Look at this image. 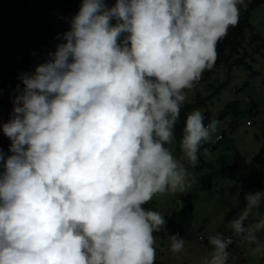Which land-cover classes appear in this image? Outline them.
I'll return each instance as SVG.
<instances>
[{"label": "rangeland", "instance_id": "1", "mask_svg": "<svg viewBox=\"0 0 264 264\" xmlns=\"http://www.w3.org/2000/svg\"><path fill=\"white\" fill-rule=\"evenodd\" d=\"M119 1L77 0L75 7L104 13L96 17L100 39L116 27L126 33L143 30L158 18L155 34L167 54L176 23L166 20L162 9L129 18ZM231 2L215 3L205 15L211 33L219 19H238L229 12ZM24 14L36 27L29 38L48 32L53 13L38 0H30ZM7 21L0 16V31ZM250 22L253 29L247 30L243 44L248 64L233 67L228 85L218 90L233 59L218 66L207 83L171 103L175 108L195 102L198 95L217 89L192 116L207 110L221 116L231 101L238 102L240 115L228 112L208 128L199 127L190 138L160 146L142 167L143 180L126 184L143 203L149 222L127 226L121 210L103 216L94 226L107 241L91 264H206L224 246L229 250L218 264H264V186L248 188L223 173L237 153L250 160L264 143V43H251L254 34L264 38V4L252 10ZM67 38L74 54L50 48L39 55L37 69L11 67L0 76V98L5 88L20 102L17 111L9 108L10 102H0L1 144L23 128L62 122L67 127L53 136H17L12 147L0 153V264L81 262L92 238L91 218L107 190L133 162L152 99L183 81L197 54L193 48L185 49V60L172 70L155 73L145 92L128 82V87L101 101V95L118 81L96 58L73 83V73L97 49L86 57L88 51L77 47L75 36ZM107 63L113 66L112 60ZM24 75L27 80L22 85ZM71 85L69 105L58 108L54 98ZM172 222L180 225L182 237L174 236Z\"/></svg>", "mask_w": 264, "mask_h": 264}, {"label": "trees", "instance_id": "2", "mask_svg": "<svg viewBox=\"0 0 264 264\" xmlns=\"http://www.w3.org/2000/svg\"><path fill=\"white\" fill-rule=\"evenodd\" d=\"M30 0H0V16L8 19L6 25L0 31V76L11 67H25L26 72L38 68V57L50 48L59 49L61 53L74 54L75 47L70 43L67 36H75L77 47L87 50L88 57L94 50L100 49L108 55L119 51L129 41H138L143 37L145 42H163L155 34V26L159 23L158 18L152 19L144 28L143 35L137 28L125 35H116L112 32L103 39L97 35L96 17L102 15L97 8L88 11H78L75 7L77 0H38L39 3L53 13L52 24L48 32L29 38L36 27L30 24L29 17H24L27 5ZM227 0H134L132 2L119 1V4L126 9L129 18L147 10L162 9L166 20L176 23L173 35L169 39L168 52L164 61L156 63L155 73L164 70H172L185 60V49L193 48L195 55L192 69L186 78L180 83L162 89L152 99L150 115L140 133V143L135 150L134 160L117 177L116 182L107 190L101 205L91 218L92 238L87 245L85 257L79 264H91L97 253L102 254V248L107 241L97 233L94 223H97L103 216L114 211H123L124 223L127 226L135 224H147V214L143 203L132 192L126 189L133 180L141 182L144 175L141 173L149 160V157L157 152L162 145L179 142L193 136L199 127L206 124L220 121L226 113L234 112L235 116L240 115V108L237 101L229 102L222 111L221 116H216L212 111L207 110L199 117L192 116V112L200 105L206 104L215 94V89L207 96L198 95L195 102H185L175 108L172 102L179 98L186 91L207 83L214 70L231 59L227 65V79L223 81L218 90L226 87L231 79L234 66L248 64V54L244 47L246 32L253 29L250 22V14L257 6L264 4V0H232L229 12L237 20L227 21L219 19L215 29L211 33L205 25V15L215 8V3H224ZM106 12L113 16L114 13ZM262 41L264 38L254 34L251 43ZM240 49L243 54L239 55ZM247 54V55H246ZM18 58H21L19 61ZM27 78L22 76L21 84H25ZM131 79L118 81L115 88L105 91L101 95V101L112 93L118 92L123 87H128ZM151 81L144 86L138 85L143 92L147 91ZM2 102H11L20 107L18 95L8 89H3ZM32 100V99H31ZM65 123H47L30 130L23 128L16 131L11 140L0 143V153L12 147L17 136L27 134L31 137L40 138L43 134L53 136L66 129ZM196 143L203 144L200 140ZM204 145V144H203ZM226 177L252 186H264V143L260 151L250 160L237 153L232 164L223 169ZM127 184V185H126ZM172 227L180 230V225L171 223ZM155 230H161L155 228ZM106 253L110 249L105 247ZM229 247L217 249L215 254L206 264H218L225 256Z\"/></svg>", "mask_w": 264, "mask_h": 264}, {"label": "built area", "instance_id": "3", "mask_svg": "<svg viewBox=\"0 0 264 264\" xmlns=\"http://www.w3.org/2000/svg\"><path fill=\"white\" fill-rule=\"evenodd\" d=\"M139 31V30H138ZM142 35L143 30L139 31ZM113 34L125 35L126 32L120 28H115ZM143 37H140L138 41H129L119 51L108 55L106 52L97 49V52H93L79 72L73 73L74 82L78 81L85 73V68L92 65L94 59L98 58L101 62L102 68L105 72L111 73L117 81L122 79H131L133 83L144 86L147 85L155 75L156 63L164 61L166 53L162 51L163 45L158 42H145ZM101 52V53H99ZM108 60H112L113 66L110 67L107 63ZM72 86H69L59 96L55 98V105L58 108H65L69 105L70 92ZM0 102L2 99L0 98ZM3 103V102H2ZM9 108L17 111L16 104L9 103ZM210 125L206 124V128ZM220 138V136L218 137ZM175 237H182L183 233L177 230L174 233ZM204 240L203 236L199 237Z\"/></svg>", "mask_w": 264, "mask_h": 264}, {"label": "crops", "instance_id": "4", "mask_svg": "<svg viewBox=\"0 0 264 264\" xmlns=\"http://www.w3.org/2000/svg\"><path fill=\"white\" fill-rule=\"evenodd\" d=\"M116 28H119V27H116ZM139 31H140V29H139ZM54 100H55V98H54Z\"/></svg>", "mask_w": 264, "mask_h": 264}, {"label": "water", "instance_id": "5", "mask_svg": "<svg viewBox=\"0 0 264 264\" xmlns=\"http://www.w3.org/2000/svg\"><path fill=\"white\" fill-rule=\"evenodd\" d=\"M138 255H140L141 254V252L140 253H137Z\"/></svg>", "mask_w": 264, "mask_h": 264}, {"label": "clouds", "instance_id": "6", "mask_svg": "<svg viewBox=\"0 0 264 264\" xmlns=\"http://www.w3.org/2000/svg\"><path fill=\"white\" fill-rule=\"evenodd\" d=\"M81 69V68H80ZM73 83H75V82H73ZM72 86V85H71ZM73 87V86H72Z\"/></svg>", "mask_w": 264, "mask_h": 264}]
</instances>
